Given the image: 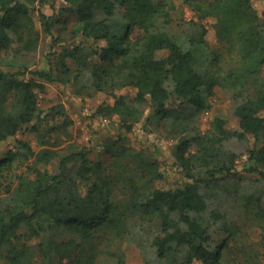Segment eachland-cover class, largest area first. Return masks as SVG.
Here are the masks:
<instances>
[{
    "label": "trees",
    "instance_id": "16d2710c",
    "mask_svg": "<svg viewBox=\"0 0 264 264\" xmlns=\"http://www.w3.org/2000/svg\"><path fill=\"white\" fill-rule=\"evenodd\" d=\"M50 1L0 0V54L12 47L34 53L44 33L60 45L45 68L0 58V258L125 264L115 242L128 239L146 264H223L228 254L264 264V252L242 235L254 225L264 232L262 0H179L193 16L182 10L177 31L170 27L177 0H65L62 10L76 19L67 41L53 33L60 20L41 7ZM48 82L70 85L83 99L102 92L91 116L118 115L126 132L142 123L174 138L184 181L158 186L161 160L123 135L107 137L109 162L66 141L73 124L67 103L48 111L39 103ZM217 87L232 94L240 119L234 130L216 113L200 127ZM34 120L41 147L19 139L1 156L4 141ZM232 140L247 144L256 180L233 173L240 155ZM150 223L158 224L151 234Z\"/></svg>",
    "mask_w": 264,
    "mask_h": 264
},
{
    "label": "rangeland",
    "instance_id": "374dc122",
    "mask_svg": "<svg viewBox=\"0 0 264 264\" xmlns=\"http://www.w3.org/2000/svg\"><path fill=\"white\" fill-rule=\"evenodd\" d=\"M178 10L173 12L171 22V29L179 30L181 11L184 10L185 16H193V12L187 6H181L180 1H176ZM65 0H51L43 4L42 9L49 15H52L57 21L53 33L55 36H64L63 40L67 41L70 38L69 30L75 23V16L71 15L68 10H62ZM256 5L259 9H264V1H257ZM66 20V21H63ZM63 21V22H62ZM39 24V23H38ZM53 34H43L39 49L34 53L20 54L16 53L15 47L1 52L0 58L11 61L14 58L22 59L26 62H34L38 67L45 68L48 66V61L51 58L57 57V51L60 45L54 44ZM209 38L212 44L216 43L215 30L211 29ZM64 41V42H65ZM55 45V46H54ZM159 57L167 55V51H159ZM105 95L102 92L94 93L86 96L84 99L78 95L72 86L62 85L58 82H48L45 90L39 93V103L41 107L48 111L52 105L64 100L73 118V124L69 129V137L66 141H75L79 145H85L90 148V157L93 160H104L109 162L110 154L105 150L104 145L107 137L116 138L123 135L127 142L135 147H147L161 160V170L164 177L157 181L160 187L176 186L184 181V176L181 169L176 165L173 152L175 150L176 141L174 138L165 136L157 132H150L146 130L142 123L137 124L132 132H126L120 127L119 116L114 115L112 118L93 117L91 112L96 104H99ZM212 108L209 113L204 112L200 118V127L206 130L209 127V121L212 114H221L225 118L226 127L229 130H234L239 127L240 119L235 113L234 101L230 91L217 87L214 95L211 97ZM35 120L25 123L18 133L4 141L1 149V156L5 152L14 147L17 140L22 139L31 142V144L39 149L41 145L37 137V132L32 129ZM65 140V136L61 135ZM63 140L62 145L66 146L67 142ZM230 147L236 149L239 153L237 160V168L233 171L235 175L247 177L256 180L259 176L256 172L249 171L248 146L246 143L232 140L228 144ZM26 168L19 167V170ZM234 175V176H235ZM158 227L157 223H150L146 225V230L151 234ZM243 238L248 242L254 244L261 252H264V232L261 228L254 225L249 227ZM224 234L218 235V240L221 241ZM115 248L125 253V264H146L145 257L142 254L141 246L128 239H122L115 242ZM104 257H101L99 264H106ZM223 264H240V258L233 254H228ZM0 264H9L5 258H0ZM193 264H203L202 260L195 259Z\"/></svg>",
    "mask_w": 264,
    "mask_h": 264
},
{
    "label": "built area",
    "instance_id": "2783aa9c",
    "mask_svg": "<svg viewBox=\"0 0 264 264\" xmlns=\"http://www.w3.org/2000/svg\"><path fill=\"white\" fill-rule=\"evenodd\" d=\"M207 113H209V112H207Z\"/></svg>",
    "mask_w": 264,
    "mask_h": 264
}]
</instances>
